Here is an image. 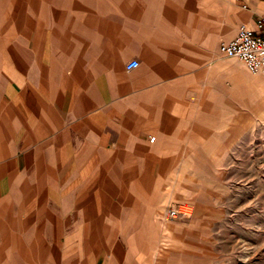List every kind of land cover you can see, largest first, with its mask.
I'll use <instances>...</instances> for the list:
<instances>
[{
	"label": "crops",
	"instance_id": "0c3cea01",
	"mask_svg": "<svg viewBox=\"0 0 264 264\" xmlns=\"http://www.w3.org/2000/svg\"><path fill=\"white\" fill-rule=\"evenodd\" d=\"M259 14L264 0H0V264H130L151 182L223 81L218 45Z\"/></svg>",
	"mask_w": 264,
	"mask_h": 264
},
{
	"label": "rangeland",
	"instance_id": "374dc122",
	"mask_svg": "<svg viewBox=\"0 0 264 264\" xmlns=\"http://www.w3.org/2000/svg\"><path fill=\"white\" fill-rule=\"evenodd\" d=\"M223 67L176 162L151 182L157 195L137 213L130 264H264V75L226 57L210 78ZM171 207L187 214L170 218Z\"/></svg>",
	"mask_w": 264,
	"mask_h": 264
},
{
	"label": "built area",
	"instance_id": "2783aa9c",
	"mask_svg": "<svg viewBox=\"0 0 264 264\" xmlns=\"http://www.w3.org/2000/svg\"><path fill=\"white\" fill-rule=\"evenodd\" d=\"M240 8L245 9L246 4L241 3ZM218 51L226 57H232L240 61L248 72L264 75V14L254 17L252 27L245 22H240L232 38L218 45ZM136 65L137 61L131 59L125 67L129 69ZM152 140L153 136H150L149 141ZM186 214V211L178 210L175 207L167 210V215L170 218Z\"/></svg>",
	"mask_w": 264,
	"mask_h": 264
},
{
	"label": "bare ground",
	"instance_id": "6f19581e",
	"mask_svg": "<svg viewBox=\"0 0 264 264\" xmlns=\"http://www.w3.org/2000/svg\"><path fill=\"white\" fill-rule=\"evenodd\" d=\"M183 208V207H182ZM186 210V209H185Z\"/></svg>",
	"mask_w": 264,
	"mask_h": 264
}]
</instances>
